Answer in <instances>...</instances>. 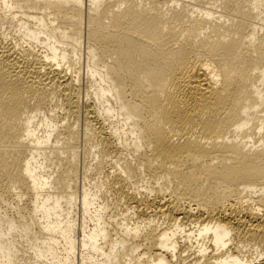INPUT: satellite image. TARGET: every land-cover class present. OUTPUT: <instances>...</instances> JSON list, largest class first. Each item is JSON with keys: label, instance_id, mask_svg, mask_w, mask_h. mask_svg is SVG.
I'll return each instance as SVG.
<instances>
[{"label": "bare ground", "instance_id": "bare-ground-1", "mask_svg": "<svg viewBox=\"0 0 264 264\" xmlns=\"http://www.w3.org/2000/svg\"><path fill=\"white\" fill-rule=\"evenodd\" d=\"M86 3L0 0V264H264V0Z\"/></svg>", "mask_w": 264, "mask_h": 264}, {"label": "rangeland", "instance_id": "rangeland-1", "mask_svg": "<svg viewBox=\"0 0 264 264\" xmlns=\"http://www.w3.org/2000/svg\"><path fill=\"white\" fill-rule=\"evenodd\" d=\"M85 3H86V0H85ZM86 4H87V3H86ZM83 63H84V62H83ZM83 63H82V67H81L82 70H80V72H81V73H80V77H82V78H80V79H82V80H80V81H81V85H82V86L86 84V77H85L86 74H85V71H84V70H85V66H84L85 64H83ZM81 74H82V75H81ZM86 94H87L86 92H83V94H82V98H83V99H86ZM81 123H82V122H81ZM81 123H80V124H81ZM80 124H79V126H80L79 129L81 130V129H83V127H81V126H83V125H82V124L80 125ZM81 131H82V130H81ZM80 147H81V145H80ZM79 152H80V157H79L80 161H78V164H79L78 167H79V166H80V167H79V173H78V176H79V177H78V178H79V179H78V186H81V184H82V179H81L82 177H81V176H82V170H83V169H82V166H83L84 164H86V165L88 166V165H90L91 163H93V164H92L93 166H92V165H90V166L94 167V165H95L94 163H96V161L93 160L91 157H88V159H85V158H87V157L85 156V157L83 158V155H82V153H81V152H82L81 148L79 149ZM81 156H82V158H81ZM82 159H84V162H85L84 164H83V160H82ZM90 159H91V160H90ZM82 164H83V165H82ZM90 166H89V167H90ZM92 167H91V168H92ZM104 167H105L106 170H110V169H109L110 166H108L107 163L104 164ZM92 171H93V169H92ZM92 171H91V175H92V177H93V173H94L95 171H94L93 173H92ZM80 177H81V178H80ZM79 180H80V181H79ZM109 196H110V197H108V196H107V197H108L109 200H111V195L109 194ZM120 209H122V208L117 207V210H115V211L113 210V211L117 213V212H119L118 210H120ZM113 211H112V209H111V212H113ZM119 213H120V212H119Z\"/></svg>", "mask_w": 264, "mask_h": 264}]
</instances>
